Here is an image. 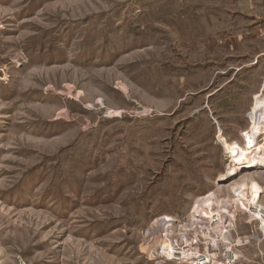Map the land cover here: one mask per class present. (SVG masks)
Here are the masks:
<instances>
[{
    "label": "rangeland",
    "instance_id": "rangeland-1",
    "mask_svg": "<svg viewBox=\"0 0 264 264\" xmlns=\"http://www.w3.org/2000/svg\"><path fill=\"white\" fill-rule=\"evenodd\" d=\"M262 88L264 0H0V264H155L158 216L264 184L221 178Z\"/></svg>",
    "mask_w": 264,
    "mask_h": 264
},
{
    "label": "built area",
    "instance_id": "built-area-1",
    "mask_svg": "<svg viewBox=\"0 0 264 264\" xmlns=\"http://www.w3.org/2000/svg\"><path fill=\"white\" fill-rule=\"evenodd\" d=\"M246 145L248 143L245 147ZM227 154L225 173L229 168H238V173L256 169L249 163L237 162L230 152ZM243 181L245 180L234 186L247 185L246 188H240L245 193L243 196H238L232 188V196L225 197L240 201L237 211L230 213L217 203L212 209L205 207L207 213L205 212L204 216H197L193 213L197 200L190 211L189 220L185 222L173 216H158L143 232L140 251L155 264H239L240 248L256 244L264 264V251L261 248L264 243V184H261L260 194H254L251 190L253 184L250 181L242 183ZM222 200V197L218 199L219 202ZM242 214L246 216L248 224H253L247 235H240L237 230L239 216ZM168 218L173 219L177 225V233L174 231V236L169 230L170 226H163ZM185 225L188 227L184 231L181 230Z\"/></svg>",
    "mask_w": 264,
    "mask_h": 264
},
{
    "label": "bare ground",
    "instance_id": "bare-ground-1",
    "mask_svg": "<svg viewBox=\"0 0 264 264\" xmlns=\"http://www.w3.org/2000/svg\"><path fill=\"white\" fill-rule=\"evenodd\" d=\"M261 97V94H258L255 96L256 103L255 106L248 114V117L250 119V122L252 123L251 128L245 132V144L248 143V145L244 144V149L239 153V157L235 156V159L239 161L240 163H249L250 165H253L254 168L258 169H264V110H263V103L259 102V99ZM261 106V108H260ZM221 141L224 143L226 149H228V152L231 153L230 147L227 146L226 138L221 135ZM232 155V154H231ZM238 174V168L235 170L233 168H229L224 175H221L222 179L231 178L233 176H236ZM240 174V173H239ZM246 188V186H242ZM260 188L261 186L253 185L251 187V190L254 194H260ZM238 196H243L245 193L243 190L238 189L237 191ZM206 198L201 199V201L196 205L194 208V212L197 216H204L205 207H210L211 209L215 206L220 205L224 210H227L228 212H235L238 210L239 205L241 204L238 200H230L229 198H224L222 201H218V199L211 195L205 196ZM197 218V217H196ZM195 219V217H194ZM165 224L163 226H166V228H169V230L172 233V236H174V231L177 233V225L175 221L171 218L165 219ZM188 225L183 226L180 228L184 231L185 228H187ZM179 235V234H177ZM179 238V237H178Z\"/></svg>",
    "mask_w": 264,
    "mask_h": 264
},
{
    "label": "crops",
    "instance_id": "crops-1",
    "mask_svg": "<svg viewBox=\"0 0 264 264\" xmlns=\"http://www.w3.org/2000/svg\"><path fill=\"white\" fill-rule=\"evenodd\" d=\"M260 57H262V55H259V56H257L256 57V59L254 60V62H253V65H256V64H258L259 62H260ZM243 68H244V65L243 66H230L227 70H229V71H231V70H234V71H236V72H238V71H241V70H243ZM229 92V91H228ZM259 93H262V94H264V90H263V88L259 91V92H254L253 94H252V96H251V98H253L255 95H257V94H259ZM264 200V199H263ZM242 224V225H241ZM252 226H253V224H248L247 223V221L245 220V221H243V223H241L240 221H238V234H240V235H247V234H243L245 231H247L246 229L248 228L249 229V233H250V230H251V228H252ZM248 232V231H247ZM246 233V232H245ZM248 233V234H249ZM256 247V251H257V255H258V264H262V261H261V257H260V255H259V248H258V246L256 245V244H251V245H248V246H244V247H241L240 248V255H241V257H240V262H239V264L241 263V261H242V259L245 257V254H248V255H250L251 254V252H253L254 250L253 249H251L250 247ZM261 248H262V250L264 251V243L261 245Z\"/></svg>",
    "mask_w": 264,
    "mask_h": 264
}]
</instances>
